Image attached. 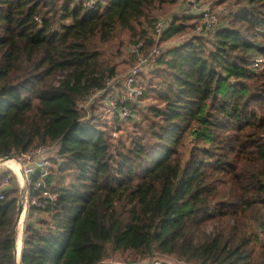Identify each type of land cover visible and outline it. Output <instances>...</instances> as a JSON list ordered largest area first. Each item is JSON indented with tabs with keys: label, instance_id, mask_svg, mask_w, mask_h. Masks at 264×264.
I'll return each instance as SVG.
<instances>
[{
	"label": "trees",
	"instance_id": "obj_1",
	"mask_svg": "<svg viewBox=\"0 0 264 264\" xmlns=\"http://www.w3.org/2000/svg\"><path fill=\"white\" fill-rule=\"evenodd\" d=\"M175 1L106 0L86 10L84 0H0V158L59 141L45 179L57 202L30 207L39 217L24 221L18 259L21 194L13 176L0 186V264H144L218 217L234 221L227 235L185 243L179 257L264 264V0H233L226 24L157 59L145 75L155 103L127 145L113 146L105 125L78 107L116 74L95 43L121 30L146 50L194 27L200 15L174 16L156 39L153 11ZM52 171L67 182L51 185Z\"/></svg>",
	"mask_w": 264,
	"mask_h": 264
},
{
	"label": "rangeland",
	"instance_id": "obj_2",
	"mask_svg": "<svg viewBox=\"0 0 264 264\" xmlns=\"http://www.w3.org/2000/svg\"><path fill=\"white\" fill-rule=\"evenodd\" d=\"M200 6H210V8L213 10V12L217 15L219 19V25H224L228 21V14L230 11H232L235 8L233 0H225L223 2H218V0H198ZM196 10L191 8V5L186 3L185 0H176L174 3H166L162 5L161 7L155 9L153 11L154 17L157 19L163 18V17H176L183 14L186 15H198L195 13ZM194 27L190 28L189 30L171 37L170 39H167L165 41H162V48L164 49L163 53H166L169 49H172L174 47H177L193 35L198 34L200 31V26L203 24V20L201 17L198 20H194ZM244 34L245 32L242 31ZM205 36H210V32H204ZM200 35V34H199ZM131 44L129 41V36L125 31L117 30L114 32L112 39L104 44L101 43H95V48L99 50L100 52V58L99 61L104 64V66H115V75L118 77H122L125 75L129 68L134 64V58L128 51V46ZM154 67V66H153ZM152 67V68H153ZM159 63L156 64V66L152 69V75H154V72L159 69ZM151 68L149 69V71ZM148 71V72H149ZM144 74V80H143V95H141L137 100H135L133 103L136 102V104L133 105L131 103V117L127 119L124 122H118L116 119H112L110 117H107L104 113V102L105 97L100 95L96 92H90L85 99L80 100V107H82L86 113V117H93L95 122L104 124L106 129L110 131V135H112V143L113 146H118L119 142H123L125 145H127L131 137H133L138 129L135 125L137 123H141V118L143 112L146 110V107L148 105H152L155 103V100L150 97V91L147 86L148 77L151 76H145L148 74ZM64 76V73H58L50 78V81L54 84H58L60 80H62ZM104 101V102H103ZM93 120V121H94ZM15 169V166L12 165ZM9 172V171H8ZM11 173V172H9ZM50 175L51 178V185L59 186L61 184H64L67 182L66 177H59L57 173L51 172ZM13 175V174H12ZM1 186V185H0ZM23 213V212H22ZM21 213V215H22ZM20 215V217H21ZM37 219L39 215L37 213H32L31 215L24 216L25 222L28 218ZM20 220V218H19ZM17 214L14 215V222L15 227L17 230V224L19 222ZM23 221L22 226H24ZM234 224V221L231 218L222 219L220 217L213 218L209 220L208 222H205L201 227L197 228H187L185 232V239L181 240L178 239L175 246V251L173 254H161L158 252L157 249H155L154 254L145 259V260H139V263L144 264H156V263H166V264H190L187 262H184L182 258L179 256H183V252H185L186 244L185 243H191L193 245H200L201 243L205 242L206 240L210 239L211 237L223 234L227 235L226 231L228 228H232ZM23 231V229H22ZM22 245V243H21ZM21 252V249H20ZM125 259V258H123ZM116 264H124L123 262H115Z\"/></svg>",
	"mask_w": 264,
	"mask_h": 264
},
{
	"label": "built area",
	"instance_id": "obj_3",
	"mask_svg": "<svg viewBox=\"0 0 264 264\" xmlns=\"http://www.w3.org/2000/svg\"><path fill=\"white\" fill-rule=\"evenodd\" d=\"M185 1L196 10L195 13L200 15L203 20L200 31L213 32L219 26V19L210 6H200L198 0ZM105 2L106 0H84L83 6L86 10H90ZM171 19L172 17H163L154 22L152 30L156 39L161 37ZM162 44L164 43L160 42L146 50H144L142 41L130 44L128 51L135 58V62L128 72L122 77L117 75L106 77L102 88H95L91 91L105 97L103 104L104 113L107 117L116 119L118 122H124L132 116L130 105L143 95L144 74L155 65L157 59L162 55L164 51ZM78 107L83 109L80 107V102ZM58 150L59 141H56L51 144H38L15 157L0 158V173L7 171L1 186L3 189L7 188L13 176V181L17 184L21 194L18 204L22 205L21 212L24 213V216L27 215L30 207L46 209L56 204L58 195L49 189L45 179L48 177L52 161L58 159ZM10 160L16 164L18 173L10 167ZM35 175L37 178L33 180ZM33 189H37V195H31ZM0 199H3L2 191H0Z\"/></svg>",
	"mask_w": 264,
	"mask_h": 264
},
{
	"label": "bare ground",
	"instance_id": "obj_4",
	"mask_svg": "<svg viewBox=\"0 0 264 264\" xmlns=\"http://www.w3.org/2000/svg\"><path fill=\"white\" fill-rule=\"evenodd\" d=\"M9 164H10V167L13 169L14 167L12 165L15 166V163L12 160H10ZM13 170L16 173H18L17 166ZM21 213H20V215H21ZM20 215L18 216V220H19V218H20V220L17 224L18 227H17V235H16L17 236V238H16L17 259L20 257V249H21V243H22V229H23L22 223L24 220V213H22L21 217H20Z\"/></svg>",
	"mask_w": 264,
	"mask_h": 264
},
{
	"label": "water",
	"instance_id": "obj_5",
	"mask_svg": "<svg viewBox=\"0 0 264 264\" xmlns=\"http://www.w3.org/2000/svg\"><path fill=\"white\" fill-rule=\"evenodd\" d=\"M21 211H22V205L19 203L18 206H17V216L20 215ZM14 254H15V257L17 258L16 241H15V250H14Z\"/></svg>",
	"mask_w": 264,
	"mask_h": 264
}]
</instances>
